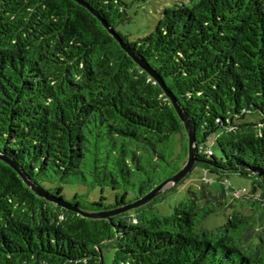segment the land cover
I'll return each instance as SVG.
<instances>
[{"label": "trees", "instance_id": "16d2710c", "mask_svg": "<svg viewBox=\"0 0 264 264\" xmlns=\"http://www.w3.org/2000/svg\"><path fill=\"white\" fill-rule=\"evenodd\" d=\"M128 10L127 0H0V156L88 212L130 205L185 165L169 97L111 30L187 115L202 189L184 187L189 174L140 207L87 219L35 195L0 160V264H104V248L112 264H264V0L174 4L135 41L118 32ZM212 137L219 156L198 150ZM74 185L109 188L115 203L67 202ZM179 186L183 200L162 216ZM217 209L224 223L200 228Z\"/></svg>", "mask_w": 264, "mask_h": 264}, {"label": "rangeland", "instance_id": "374dc122", "mask_svg": "<svg viewBox=\"0 0 264 264\" xmlns=\"http://www.w3.org/2000/svg\"><path fill=\"white\" fill-rule=\"evenodd\" d=\"M190 0H127L129 4V17L130 21L121 25L118 28V32L123 35H128L130 41H135L139 38L145 37L150 34L160 18V11L165 7H172L174 4H189ZM258 122V121H257ZM179 138V137H178ZM209 144L216 156H219V150L215 143V137L210 139ZM202 171L199 168H194L186 179L184 187L191 188L195 191L202 189ZM230 184L235 188H249V182L241 177L231 176L229 178ZM184 187H178V193H169L162 206L159 207V212L162 216H169L173 207L184 198ZM170 189V188H169ZM207 189L214 192L216 195L219 193L221 187L218 184L213 186L209 185ZM76 195H88V201L99 202L102 197H105V204L113 205L115 203V193L109 188L88 189L83 186H64L63 196L67 202H71ZM86 201L82 202L83 206H86ZM248 200L243 201L244 207L249 211ZM239 206V204H236ZM227 212H230L228 210ZM225 221V216L219 213L218 209L216 213L210 216L207 220L201 223L200 228L211 230L218 226H221ZM113 249H103L104 264H112Z\"/></svg>", "mask_w": 264, "mask_h": 264}, {"label": "water", "instance_id": "95a60500", "mask_svg": "<svg viewBox=\"0 0 264 264\" xmlns=\"http://www.w3.org/2000/svg\"><path fill=\"white\" fill-rule=\"evenodd\" d=\"M109 33L118 41V43L120 44V46L122 47V49L128 54V56L130 58H132V60L144 71H146L151 77H153L154 79H156L159 83V85L162 87V89L164 90L165 94L169 97L181 123L183 124V127L186 131V135H187V139H188V157H187V161L185 163V165L173 176L165 179L164 181H162L160 184H158L152 191H150L146 196H144L143 198L138 199L136 202L124 206L120 209H114V210H110V211H102V212H88V211H84L82 209H80L77 206H73L69 203L60 201V200H56L54 198H52L51 196H49L48 194H46L45 192H43L40 188L36 187L34 184H32L24 175V173L16 166L14 165L12 162H10L8 159H6L3 156H0V160L2 162H4L5 164H7L10 168H12L17 174L18 176L22 179V181L24 182V184L37 196L44 198L46 200H48L49 202L63 207L66 210L69 211H73L75 213H77L79 216L83 217V218H87V219H94V220H101V219H108L109 217L115 216L117 214L126 212L130 209H134L137 207H140L148 202H150L152 199H154L155 197H157L158 195H160L162 192L168 190L169 188L177 185L179 182H181L183 179H185L194 169L196 163L198 162L196 154H197V150H196V140H195V134L194 131L192 129V126L190 124V121L187 117V115L185 114V112L179 107V105L177 104V102L175 101V99L172 97V95L165 90L164 86L162 85L161 81L158 80V78L155 76V74L147 67L146 64H144L137 56H135L133 54V52H131L118 38L117 36L114 34L113 31L109 30Z\"/></svg>", "mask_w": 264, "mask_h": 264}, {"label": "built area", "instance_id": "2783aa9c", "mask_svg": "<svg viewBox=\"0 0 264 264\" xmlns=\"http://www.w3.org/2000/svg\"><path fill=\"white\" fill-rule=\"evenodd\" d=\"M198 150H199V152L204 153V154H206L208 156H212L213 155L212 150L205 148L203 145L199 146ZM205 181H206V179H205ZM206 182H208V180ZM238 195H239V193H236V196H238Z\"/></svg>", "mask_w": 264, "mask_h": 264}]
</instances>
